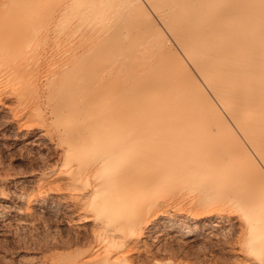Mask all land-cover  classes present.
Masks as SVG:
<instances>
[{
    "label": "bare ground",
    "instance_id": "obj_1",
    "mask_svg": "<svg viewBox=\"0 0 264 264\" xmlns=\"http://www.w3.org/2000/svg\"><path fill=\"white\" fill-rule=\"evenodd\" d=\"M7 99L56 138L61 192L85 196L79 225L98 242L77 264H114L172 201H210L239 227L243 264H259L240 209L259 243L264 0H0ZM53 177L19 196L27 214L61 193Z\"/></svg>",
    "mask_w": 264,
    "mask_h": 264
},
{
    "label": "rangeland",
    "instance_id": "obj_2",
    "mask_svg": "<svg viewBox=\"0 0 264 264\" xmlns=\"http://www.w3.org/2000/svg\"><path fill=\"white\" fill-rule=\"evenodd\" d=\"M11 105L9 99L0 104V264H77L81 253L98 242L90 225H79L85 196L61 192L56 138L34 121L16 122ZM40 173H53L61 193L27 214L19 196L35 191ZM178 208L184 214H176ZM148 211L152 229L146 227L138 243L119 250L114 264H243L239 227L210 201L201 207L163 202ZM97 253L92 249L89 255Z\"/></svg>",
    "mask_w": 264,
    "mask_h": 264
},
{
    "label": "snow or ice",
    "instance_id": "obj_3",
    "mask_svg": "<svg viewBox=\"0 0 264 264\" xmlns=\"http://www.w3.org/2000/svg\"><path fill=\"white\" fill-rule=\"evenodd\" d=\"M259 162L261 168L264 169V160H260ZM240 211L248 221V236L246 243L249 247V255L257 256L256 249L259 247V255L257 256V259L259 260V264H264V235H261L259 243H257V239L255 238L257 221L249 208H241ZM260 225V231L264 233V196H262L260 203Z\"/></svg>",
    "mask_w": 264,
    "mask_h": 264
}]
</instances>
